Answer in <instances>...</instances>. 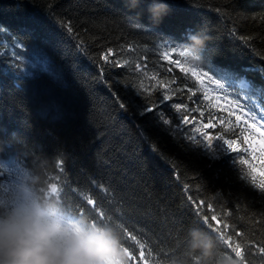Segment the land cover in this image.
<instances>
[{
    "label": "trees",
    "instance_id": "obj_1",
    "mask_svg": "<svg viewBox=\"0 0 264 264\" xmlns=\"http://www.w3.org/2000/svg\"><path fill=\"white\" fill-rule=\"evenodd\" d=\"M167 2L169 14L151 25L149 0H141L136 12L123 0H0V57L13 60V77L18 76L9 81L0 72V104L6 107L0 112L19 113L24 131L33 137L25 140L0 113L4 133L6 122L15 130V136L0 137V195L25 168L46 157L45 178L58 185L63 206L95 220L97 214L86 203L95 200L106 214L104 223L117 228L134 256L145 245L148 264H264L258 251L264 247L262 137L244 124L259 127L250 116L264 115V106L253 96L257 111L251 112L249 97L238 86L218 89L202 63H185L178 55L185 37L176 33L202 30L209 63L252 68L237 73L262 89L264 0ZM34 9L44 19L34 22L18 13ZM177 60L195 67L197 75L182 71ZM165 94L171 99L162 100ZM176 104L186 107L177 110ZM210 121L216 127H206ZM206 136L214 143L217 136L236 140L241 150L230 153L233 159L223 151L205 150ZM245 137L257 147L255 156L250 148L243 151ZM43 139L53 142L48 149L40 147ZM191 227L217 241L211 258L189 254L185 238ZM123 228L139 243L127 238ZM214 228L241 246V257Z\"/></svg>",
    "mask_w": 264,
    "mask_h": 264
},
{
    "label": "clouds",
    "instance_id": "obj_2",
    "mask_svg": "<svg viewBox=\"0 0 264 264\" xmlns=\"http://www.w3.org/2000/svg\"><path fill=\"white\" fill-rule=\"evenodd\" d=\"M130 11L141 0H124ZM167 0H149L151 25L170 12ZM140 13H137L139 17ZM182 51L189 63H203L208 37L202 30L186 29ZM46 157L25 168L0 195V264H129V253L117 228L86 214L67 209L45 178ZM189 254L211 258L217 241L198 227L187 230Z\"/></svg>",
    "mask_w": 264,
    "mask_h": 264
},
{
    "label": "snow or ice",
    "instance_id": "obj_3",
    "mask_svg": "<svg viewBox=\"0 0 264 264\" xmlns=\"http://www.w3.org/2000/svg\"><path fill=\"white\" fill-rule=\"evenodd\" d=\"M134 27H139V26L134 25ZM108 51H109V54H110L112 50L109 49ZM172 51L175 52L176 49L173 48ZM178 55L181 58H185V52L182 51V50H180L178 52ZM167 58H168V55L165 56V59H167ZM102 59L105 62L109 61V55H104L102 57ZM175 63L178 66L181 67L182 71H184V72L191 71L193 76L197 75L195 67L186 68L180 63L179 60L175 61ZM185 63H188V61L186 59H185ZM116 66H123V65L118 63ZM137 68H139V65H137ZM210 71H212V69H210ZM215 75L219 76L223 80L229 81L230 82L229 83V87H237L238 86L239 91H244L246 93V95H248L249 101H250L248 106H249V109L251 110V112L257 111L256 103L254 101H252V97L253 96H257L259 101H260L261 106H264V89L256 87L251 81L241 77L238 73H235V72H233L231 70H228V69H222V71H216ZM153 79H155V76H153ZM209 79L211 80V82L213 84L216 85V87L218 89H223L224 88V85L221 84L219 80H216V79H214L212 77H210ZM193 95H195V93H193ZM169 99H171V97L169 95H167V94H165L162 97V100H165V101L169 100ZM204 99L207 100L208 97L205 96ZM233 103H235V101H233ZM184 107H186V105H181V104H176L175 105V108L177 110H179L181 108H184ZM241 110L243 111V109H241ZM152 111H153L152 108L147 109V112H152ZM147 112L144 113V114H147ZM232 115H235V113H232ZM201 116H203V112H201ZM157 119H159V117H157ZM241 119H242L241 116H238V115L236 116V120L237 121H240ZM250 119L251 120H255L256 116L255 115H251ZM260 119L264 120V115H261ZM184 122L188 123L187 117L184 118ZM163 123L166 124V123H169V122L168 121H163ZM221 123H223V120H221ZM244 124L249 129H255V132H258V133L261 134L262 139L259 141V150L262 153H264V124H261L260 127H257V125L255 123H249V121H247V120L244 121ZM208 126L216 127V125L212 124L211 121H210L209 125H206V127H208ZM164 130L167 131L166 129H164ZM253 135H254V133H253ZM215 140H216V143L213 142V138L206 136L205 137V141L206 142L203 143V149L211 151L213 153L223 151V152L227 153L230 156L231 159H233V157L230 155V153H236V152L241 150L240 149V145L238 144V142L236 140L225 139L223 136H217L215 138ZM243 142H244L245 145H247V148H244L243 151H247L250 148L253 151V156H255V152L257 151V147L249 140L248 137H245ZM195 150L196 151H200V149L198 147ZM245 162H247V161H245ZM233 167H235V165H233ZM261 175H264V172H262ZM51 187H52L53 191H56L58 189V185L56 183H52ZM259 187L261 189H264V183H261L259 185ZM189 200H191V197H189ZM86 203L89 204V205H92L93 211L97 214L95 220L97 222L104 223V218H105L106 214L97 207L96 201L91 199V198H89V199H87ZM201 203H203V202H201ZM82 211H83V209H81V212ZM199 211L200 210L198 209L197 213H196L197 215L199 214ZM198 218H199V215H198ZM211 219L212 220H217V216L216 215H212ZM203 223L207 224V217H203ZM219 223L220 222L217 221V224H219ZM208 227H212V226L208 225ZM224 227H225V229H227L228 225L225 224ZM213 231L218 232L220 234L219 238L222 241H224V243H226L229 248L232 249V251L234 252L236 257H241L242 256L243 249L241 248V246L238 243H234L232 241L231 237H228V239L225 240L226 233L225 232H221L219 228H214ZM123 234H126L127 238H129L131 241L139 243V241L137 240V236L133 235L131 232H129L127 230V228H123ZM236 235L239 236L240 233H236ZM123 242L124 241H122V243ZM139 247H140V251H139V256L138 257L134 256L133 253L129 251V248L126 247L128 253H129L128 260L129 261H135V260L139 259V260H142L144 262V264H148V261L145 258V250H146L145 249V245L144 244H140ZM253 247H255V246L253 245ZM258 251H259V253L264 254V247H259Z\"/></svg>",
    "mask_w": 264,
    "mask_h": 264
},
{
    "label": "bare ground",
    "instance_id": "obj_4",
    "mask_svg": "<svg viewBox=\"0 0 264 264\" xmlns=\"http://www.w3.org/2000/svg\"><path fill=\"white\" fill-rule=\"evenodd\" d=\"M129 10V9H128ZM171 11V10H170ZM148 14V12H147ZM169 14V13H168ZM167 14V15H168ZM149 15V14H148ZM177 30V28L175 29V31ZM177 34H180L178 36H181V37H185L183 34L181 33H178L176 32ZM206 50H208L207 48H205ZM209 51V50H208ZM201 66L203 67V69H205V71L208 73V75L216 80H219L221 84H223L225 87L229 86V81H226V80H223L221 79L219 76H216L215 75V72L216 71H222V69H228V70H231L235 73L238 72H242L241 74H247L245 73L244 71L246 72H249L251 70H253L252 68L250 69H240V68H237V69H233L232 67L230 66H227L225 64H221V63H215V62H211L209 63L207 61V59H204L203 63L201 64ZM210 69H212V71H210ZM0 72L4 75H6V77H10L12 78L14 75H15V70H14V66H13V60L8 57V56H5V57H0ZM8 72V73H6ZM14 79H18V76H15L13 77ZM12 78V79H13ZM10 81V80H9ZM262 89H264V87L262 86ZM10 90V89H8ZM3 107V108H6L4 107V105L0 104V108ZM25 107L26 109H28V105L25 104ZM2 115V117L8 121H11L17 128H19L21 131L23 130V133L24 134H27L29 133L28 131H24V126H23V123L25 122L23 119H22V116H20L19 113H17L15 110H5L3 112H0ZM13 132H15V130L13 129H10L8 128V132L5 133L4 136H8V135H11L13 134Z\"/></svg>",
    "mask_w": 264,
    "mask_h": 264
},
{
    "label": "rangeland",
    "instance_id": "obj_5",
    "mask_svg": "<svg viewBox=\"0 0 264 264\" xmlns=\"http://www.w3.org/2000/svg\"><path fill=\"white\" fill-rule=\"evenodd\" d=\"M124 1V0H123ZM75 3H77L76 1H75ZM136 11H139V9L137 8V9H135L134 10V12H136ZM16 12H18V11H16ZM18 13H21L24 17H26L27 19L29 18L30 20H32V21H34V22H38V21H40V19L42 18V19H44V15L41 13V15H39L37 12H36V9H34L33 10V12H26V11H22V12H18ZM33 22V23H34ZM59 32V31H58ZM59 33H62V32H59ZM63 34V33H62ZM68 39V38H67ZM69 40V39H68ZM68 42V41H67ZM70 42H71V44L70 45H73L74 46V42H73V39L70 37ZM47 45H48V47H50L51 49L52 48H55L56 46H54V42L53 41H47ZM87 62V61H86ZM89 65V67L91 66L92 67V65L89 63L88 64ZM79 66V65H78ZM83 66V68H85V65L83 64L82 65ZM76 68H77V66H75ZM94 68V67H93ZM37 76V75H36ZM35 76V77H36ZM6 78V80H12V78H10L9 76L8 77H5ZM1 81H2V79H1ZM4 98V97H3ZM3 98H2V96L0 97V101H3ZM49 115V114H48ZM52 119H54V117H52ZM56 119V118H55ZM51 122L52 123H55L54 121H52L51 120ZM257 122H258V125L259 126H261V124H264V120H261L260 118L259 119H257ZM1 126V125H0ZM12 125L9 123V122H6L5 123V127H6V129H8L9 127H11ZM23 126H24V123H23ZM52 126H50V128H51ZM54 131V130H53ZM22 132H23V130H22ZM21 132V135H23L22 137L25 139V140H27V139H31V140H33V137H28L27 135L28 134H23ZM5 135V133H4V130H2V128H0V137H5L4 136ZM48 135H50V134H48ZM11 136H15V135H11ZM6 138V137H5ZM55 140V139H54ZM29 141V140H28ZM30 142V141H29ZM35 142L38 144V138L35 140ZM52 141H47V140H45V139H43V142H42V144H40V147H43V148H45V149H48L49 148V146H50V144H52L51 143ZM5 145V144H4ZM7 148H8V146H7ZM7 153V152H6ZM58 171H60V169H58ZM66 176V175H65ZM65 176H63V179H64V177ZM67 186H69V184H66Z\"/></svg>",
    "mask_w": 264,
    "mask_h": 264
}]
</instances>
